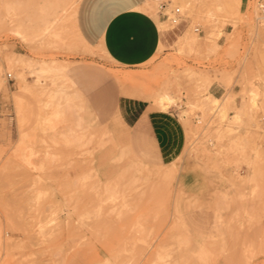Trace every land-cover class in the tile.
Masks as SVG:
<instances>
[{
    "label": "rangeland",
    "instance_id": "rangeland-1",
    "mask_svg": "<svg viewBox=\"0 0 264 264\" xmlns=\"http://www.w3.org/2000/svg\"><path fill=\"white\" fill-rule=\"evenodd\" d=\"M163 1L183 22L166 20L150 0L168 32L153 58L128 68L79 42L67 16L63 40L37 33V0H0V264H264L257 0ZM8 54L65 69L37 73L9 65ZM126 73L133 77L118 78ZM102 77H113L123 99L153 106L168 93L170 108H153L178 120L182 147L167 157L146 141L117 159L120 145L85 105L84 87ZM57 89L71 108L64 94L49 96ZM72 131L80 142H68Z\"/></svg>",
    "mask_w": 264,
    "mask_h": 264
},
{
    "label": "crops",
    "instance_id": "crops-1",
    "mask_svg": "<svg viewBox=\"0 0 264 264\" xmlns=\"http://www.w3.org/2000/svg\"><path fill=\"white\" fill-rule=\"evenodd\" d=\"M149 2L80 0L76 28L82 40L106 55L112 65L141 66L156 55L168 32L160 28V23L165 22L148 11ZM104 77L83 89L85 105L91 114L87 115L94 125L111 133L120 151L129 146L138 152L149 141L157 152L171 157L182 147L183 128L173 114L157 111L146 101L123 99L109 79L113 77ZM211 93L215 97L223 95L221 87L212 88Z\"/></svg>",
    "mask_w": 264,
    "mask_h": 264
},
{
    "label": "bare ground",
    "instance_id": "bare-ground-1",
    "mask_svg": "<svg viewBox=\"0 0 264 264\" xmlns=\"http://www.w3.org/2000/svg\"><path fill=\"white\" fill-rule=\"evenodd\" d=\"M79 1L80 0H37V7L36 9V18H37V27L35 29V31L37 33H41V34H46V35H51V36H54L55 38L58 37L60 38L61 40H63V38H61V32L59 30V26L62 25L64 19L66 18L65 16H67L68 19H70L72 22H73V31H74V34L75 36L77 37L78 41L81 42L85 47L89 48V49H93L92 47L88 46L81 38L77 28H76V24H75V16H76V11H77V7H78V4H79ZM218 5H221L223 7L222 4H218ZM217 5V6H218ZM67 6V7H66ZM219 7V6H218ZM12 8V6H7V10L10 11V9ZM66 12L67 15H66ZM19 26H21L20 24H18ZM160 28L161 29H165V23H160ZM263 35V34H262ZM95 50V49H94ZM97 51V50H95ZM94 52V51H93ZM92 52V53H93ZM97 54V53H96ZM98 56V55H97ZM23 57V56H22ZM22 57L19 55V56H15V55H12V54H8L6 55V58H5V61L9 63V65L14 62H16L15 64H17V61H19L20 63H26V60H23ZM34 61V60H33ZM32 60H30L29 62H27L26 64H29L30 66L32 65L34 69H36V72L37 73H40V72H49V73H55V74H60L64 69L65 67L63 65H60L58 63H56L55 61H50V62H47V61H38V62H33ZM11 64V65H12ZM31 66V67H32ZM29 68V66H28ZM32 69V68H31ZM38 70V71H37ZM2 72H3V69L2 67L0 66V85L2 84H7L6 83V80L2 78ZM133 77L132 74L130 73H126V74H123L121 75L120 77H118L119 79L123 80V81H127L129 79H131ZM60 94H64V97L66 99V106L71 108V96L68 94V93H65L63 91V89H60V90H54L52 91L49 96L52 97V99L57 96V95H60ZM213 100L214 101H218L219 99L217 97H213ZM48 103L49 102H45L44 106H48ZM174 103V99L168 94V93H163L159 96H157L155 99H154V104H157L161 110H168L171 106V104ZM156 106V105H155ZM156 106V107H158ZM81 109V108H80ZM69 110V109H68ZM92 125V123H91ZM81 126V119L78 118V121H77V127H80ZM90 126V125H89ZM7 128V127H6ZM83 129V127H81ZM81 129V130H82ZM86 129V128H85ZM79 130V129H78ZM90 131V130H89ZM88 131V132H89ZM81 134V133H80ZM83 134H85L83 132ZM89 135V134H87ZM82 136V135H81ZM84 136V135H83ZM82 138V137H81ZM81 138L79 136H77L73 131L69 133L68 137H67V140L68 142H75V143H78L80 142ZM84 139V137H83ZM82 139V141H83ZM86 139H84L85 141ZM90 140V139H89ZM88 140V141H89ZM81 141L82 145H83V142ZM85 143V142H84ZM80 144V143H79ZM86 144H88V142L86 141ZM126 149V148H125ZM125 151H128V150H125ZM124 151V152H125ZM124 152L122 151L118 156H117V159H121L122 157H124ZM126 153V152H125ZM128 154V152H127ZM129 155V154H128ZM133 157V156H132ZM123 159V158H122ZM121 159V160H122ZM137 162H139L137 160ZM144 167V165H143ZM146 168V167H145ZM149 169V168H148ZM150 172V171H149ZM152 173V172H151ZM154 173V172H153ZM150 175V173H148ZM140 175V174H139ZM155 175V174H154ZM159 175V173H158ZM165 175L167 176V174L165 173ZM165 175L163 176V178L165 177ZM145 176V175H144ZM147 177V176H146ZM150 177V176H149ZM158 177V176H156ZM142 178V177H141ZM162 178V179H163ZM148 179V178H147ZM154 178H152L153 180ZM157 179V178H155ZM160 179V178H159Z\"/></svg>",
    "mask_w": 264,
    "mask_h": 264
},
{
    "label": "built area",
    "instance_id": "built-area-1",
    "mask_svg": "<svg viewBox=\"0 0 264 264\" xmlns=\"http://www.w3.org/2000/svg\"><path fill=\"white\" fill-rule=\"evenodd\" d=\"M154 2L157 5L158 13L162 15L166 20H169L172 24L175 26L180 25L183 21V17L181 15V10L179 8H175L173 11H171V14L167 13L168 10V4L163 0H154ZM256 9L258 14V20L259 22L264 26V0H257L256 1ZM199 29H196V32H198ZM8 81H13V77L11 74L7 75Z\"/></svg>",
    "mask_w": 264,
    "mask_h": 264
}]
</instances>
